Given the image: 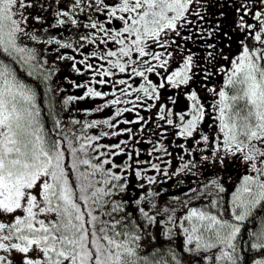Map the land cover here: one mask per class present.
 Here are the masks:
<instances>
[{
  "label": "snow or ice",
  "instance_id": "obj_1",
  "mask_svg": "<svg viewBox=\"0 0 264 264\" xmlns=\"http://www.w3.org/2000/svg\"><path fill=\"white\" fill-rule=\"evenodd\" d=\"M0 264H264V0H0Z\"/></svg>",
  "mask_w": 264,
  "mask_h": 264
},
{
  "label": "rangeland",
  "instance_id": "obj_2",
  "mask_svg": "<svg viewBox=\"0 0 264 264\" xmlns=\"http://www.w3.org/2000/svg\"><path fill=\"white\" fill-rule=\"evenodd\" d=\"M160 239H161V241H163V238H162V237H160ZM152 243H155V242H152ZM163 246H164L165 248L167 247L166 244H164ZM143 251H145V253H151V252L153 251V249H152V247H150V246H146L145 249H144Z\"/></svg>",
  "mask_w": 264,
  "mask_h": 264
},
{
  "label": "trees",
  "instance_id": "obj_3",
  "mask_svg": "<svg viewBox=\"0 0 264 264\" xmlns=\"http://www.w3.org/2000/svg\"><path fill=\"white\" fill-rule=\"evenodd\" d=\"M74 78V77H73ZM58 83H60V84H64V82H63V80L61 79V80H59V81H57ZM76 94H79V93H76ZM81 107H90L91 106V104L90 103H86V102H82L81 103V105H80Z\"/></svg>",
  "mask_w": 264,
  "mask_h": 264
},
{
  "label": "flooded vegetation",
  "instance_id": "obj_4",
  "mask_svg": "<svg viewBox=\"0 0 264 264\" xmlns=\"http://www.w3.org/2000/svg\"><path fill=\"white\" fill-rule=\"evenodd\" d=\"M72 90L69 88V92H71ZM177 194H179V193H177Z\"/></svg>",
  "mask_w": 264,
  "mask_h": 264
}]
</instances>
